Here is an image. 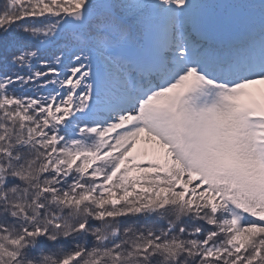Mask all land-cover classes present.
<instances>
[{"label": "snow or ice", "instance_id": "6c2138e0", "mask_svg": "<svg viewBox=\"0 0 264 264\" xmlns=\"http://www.w3.org/2000/svg\"><path fill=\"white\" fill-rule=\"evenodd\" d=\"M0 264H264V0H0Z\"/></svg>", "mask_w": 264, "mask_h": 264}]
</instances>
